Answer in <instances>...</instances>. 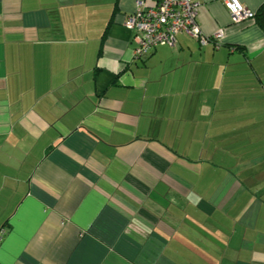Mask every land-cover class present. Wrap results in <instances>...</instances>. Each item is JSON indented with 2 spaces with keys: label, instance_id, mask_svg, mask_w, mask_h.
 <instances>
[{
  "label": "crops",
  "instance_id": "obj_1",
  "mask_svg": "<svg viewBox=\"0 0 264 264\" xmlns=\"http://www.w3.org/2000/svg\"><path fill=\"white\" fill-rule=\"evenodd\" d=\"M138 1L0 0V264H264V31L135 58Z\"/></svg>",
  "mask_w": 264,
  "mask_h": 264
},
{
  "label": "built area",
  "instance_id": "obj_2",
  "mask_svg": "<svg viewBox=\"0 0 264 264\" xmlns=\"http://www.w3.org/2000/svg\"><path fill=\"white\" fill-rule=\"evenodd\" d=\"M222 2L234 22L251 20L254 16L238 0ZM198 6L199 0H154L152 6L138 1L135 12L124 21L125 29L133 34V56L140 58L161 46L174 47L180 34L195 39L202 46L212 44L218 49L222 31L211 36L202 34L197 23Z\"/></svg>",
  "mask_w": 264,
  "mask_h": 264
},
{
  "label": "trees",
  "instance_id": "obj_3",
  "mask_svg": "<svg viewBox=\"0 0 264 264\" xmlns=\"http://www.w3.org/2000/svg\"><path fill=\"white\" fill-rule=\"evenodd\" d=\"M251 20L254 21L264 31V4L259 7L256 13H254V16Z\"/></svg>",
  "mask_w": 264,
  "mask_h": 264
}]
</instances>
